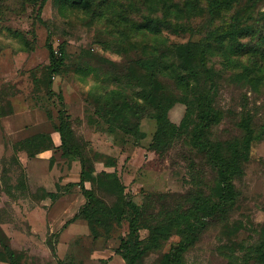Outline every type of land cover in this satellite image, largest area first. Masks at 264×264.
I'll return each instance as SVG.
<instances>
[{"label":"rangeland","instance_id":"obj_1","mask_svg":"<svg viewBox=\"0 0 264 264\" xmlns=\"http://www.w3.org/2000/svg\"><path fill=\"white\" fill-rule=\"evenodd\" d=\"M40 1L0 0V233L21 264H57L54 231L85 201L80 187L71 183L79 179L81 161L54 151L60 147V113L70 141L84 157L85 185L95 189L101 209L93 219L98 235L90 232L85 219V227L65 231L68 264H128L116 252L126 237L127 221L118 223L104 214L110 208L119 211L125 199L147 202L148 212H168L187 205L192 192L215 197L216 167L190 138L195 91L206 92L211 83L201 66L196 75L182 70L177 50L179 43L200 41L208 30H213L207 51L214 71L211 97L219 119L205 135L227 148L243 136L240 123L250 115L261 138L251 142L242 173L233 179L236 197L226 218L207 221L183 253V264H263L256 246L264 236V0H222L217 5L212 0H164L175 2L180 21L194 30L159 33L133 25L148 13L160 15L163 0H73L64 6ZM242 26L234 37L226 33ZM48 36L64 61L52 75ZM154 54L170 68L142 89L131 77L132 72H144L135 60ZM185 97L193 107L187 128L174 130L159 147L151 146L157 102ZM115 104L120 110L110 114L112 120L133 125L139 119L141 137L103 118ZM184 110L185 104L176 102L169 118L179 123ZM39 131L48 133L54 145L53 158L44 164L33 159L38 153L30 155L36 143L14 145ZM102 171L116 173L124 184L122 193L98 188ZM50 208L53 217L57 212L63 216L53 230ZM139 235L145 239L148 229L140 226ZM177 238L171 234L163 239L137 264H161ZM105 249L117 259L92 256Z\"/></svg>","mask_w":264,"mask_h":264},{"label":"trees","instance_id":"obj_2","mask_svg":"<svg viewBox=\"0 0 264 264\" xmlns=\"http://www.w3.org/2000/svg\"><path fill=\"white\" fill-rule=\"evenodd\" d=\"M38 2V0H29ZM44 0H41L42 3ZM57 6H64L73 0H53ZM88 1V0H87ZM222 0H212L213 5L219 4ZM175 2L162 1L160 15L148 13L141 21L134 22V27L141 31H149L151 33H159L162 30L179 32L185 30H194L190 25L184 24L178 18L179 11L174 9ZM235 18V17H234ZM235 22V21H234ZM244 30V26L236 29L231 27L227 30V34L234 37L238 32ZM201 31V30H200ZM213 30L206 33L200 41H186L177 45L178 56L181 58L180 64L182 70H187L191 74L196 75L199 71L197 66L202 67V71L210 81L209 89L206 92L195 91L197 96L196 114L192 119V128L190 133L191 142L201 151H203L209 161L215 165L217 177L215 178L214 193L215 197L205 195L200 191L192 192L190 202L185 206H179L174 211H150L149 205L146 203L138 204L132 199H125L119 211L110 208L104 212L108 217H113L120 223L122 219L127 221L126 237L121 238L116 252H119L127 261L128 264H137L139 257L146 251L151 250L159 245V243L169 237L171 234L178 236L177 243L168 252H165L161 264H183V253L197 238L203 226L209 219L217 218L223 220L226 218L228 210L231 208L236 197V190L233 179L242 173V161L247 158L250 144L254 139L261 138V134L254 131L251 123L250 115L242 117L240 123L244 131L243 136L239 140L229 143L227 148L220 146L218 142L211 141L205 134L206 130L219 119V114L213 106V76L214 71L209 67L207 62V51L210 44V36ZM49 57V72L52 75L59 71L63 65V58L55 52L51 38L48 36L45 41ZM135 63L144 71L143 73L132 72L131 77L139 86L145 88L147 85H154L157 77L170 68L169 64L159 55H150L140 57L135 60ZM48 85L51 88L49 79ZM53 94V89H50ZM176 102L185 104L184 113L179 123L172 121L169 118L168 112ZM120 108L117 104L113 105L111 111L102 113L103 118L114 126L122 129L124 132L133 135L136 138L142 136V131L139 129V119L133 124L115 123L110 114L115 116ZM137 111V110H136ZM193 111L187 97L172 98L169 101H158L156 110L152 116L156 119L157 129L153 137L151 146L157 148L164 141L165 137H169L172 132L179 128H187L189 124V115ZM57 129L60 134V147L54 148L50 139V135L45 132H35L20 138L14 142L16 148L18 146L24 148L25 143H36L35 149L30 155H35L43 150L54 148V151L60 150V155L77 156L81 161V170L77 182H71L72 185L77 184L83 194L85 201L79 206L73 216L66 221L65 224L71 222L77 217L85 219L88 223L90 232L96 236L98 229L94 225L93 219L99 209L96 205V192L92 187L85 185L86 173L84 169V157L75 148L70 141V133L68 131L67 120L63 113L59 114V122ZM52 157V156H51ZM53 158V157H52ZM51 158V159H52ZM96 182L98 188L107 192H123L124 184L120 181L115 172L102 171ZM52 196H56L52 191H48ZM98 221V218H96ZM144 226L148 229V236L142 239L139 235V227ZM1 230V229H0ZM257 260L264 264V236L257 243ZM56 253L55 247L52 248ZM0 259L8 261L9 264H21L20 256L9 248L1 233H0ZM65 257L57 258V264H68Z\"/></svg>","mask_w":264,"mask_h":264},{"label":"crops","instance_id":"obj_3","mask_svg":"<svg viewBox=\"0 0 264 264\" xmlns=\"http://www.w3.org/2000/svg\"><path fill=\"white\" fill-rule=\"evenodd\" d=\"M53 152H54L53 149L43 150V151L39 152L36 155V157H34L33 159L41 161V164L48 163V160H49V158H51ZM53 210H54V208H50L49 212H48V214L49 213L51 214V216L48 217L49 218V223L48 224L51 225V229L50 230H53V225L56 223V221L58 219H60L61 217H63L58 212H57V216L53 217V214H52ZM60 211H61L62 214H66L65 213L66 209H60ZM75 212H73L70 216H66V219H63L64 222L61 224V227H60L61 229L59 228L57 231H54L57 234L56 242H55L57 258L63 259L67 255L66 253H67V246H68L69 236H65V231L68 228H70L71 226L72 227L73 226H75V227H77V226L85 227V222H84L83 218H81V217H77L74 220H72L71 222L65 224L66 221L68 219H70ZM58 215H60V216H58ZM96 254H98L99 257H101V258H109L110 257V261L111 260H116L117 257H118L117 255H114L111 251H109L107 249H105L104 252H102L100 250H96L95 253H93L92 256H96ZM56 263H57V260H56ZM0 264H9V263L6 260L0 259Z\"/></svg>","mask_w":264,"mask_h":264},{"label":"built area","instance_id":"obj_4","mask_svg":"<svg viewBox=\"0 0 264 264\" xmlns=\"http://www.w3.org/2000/svg\"><path fill=\"white\" fill-rule=\"evenodd\" d=\"M55 52H56V50H55Z\"/></svg>","mask_w":264,"mask_h":264}]
</instances>
